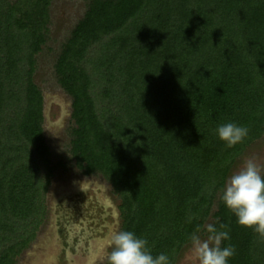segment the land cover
<instances>
[{
	"label": "trees",
	"instance_id": "obj_1",
	"mask_svg": "<svg viewBox=\"0 0 264 264\" xmlns=\"http://www.w3.org/2000/svg\"><path fill=\"white\" fill-rule=\"evenodd\" d=\"M50 1L0 0V264L34 238L54 172L33 80ZM54 68L71 157L118 194L120 230L175 264L211 215L228 225V264H264V238L220 200L264 135V0H89ZM229 122L249 129L233 147L216 134Z\"/></svg>",
	"mask_w": 264,
	"mask_h": 264
},
{
	"label": "rangeland",
	"instance_id": "obj_2",
	"mask_svg": "<svg viewBox=\"0 0 264 264\" xmlns=\"http://www.w3.org/2000/svg\"><path fill=\"white\" fill-rule=\"evenodd\" d=\"M88 2L51 0L48 7L47 39L36 55L33 80L43 96V135L51 150L54 172L42 194L44 213L35 236L15 256L14 264H103L111 250L107 238L113 230H120L118 194L100 174L82 173L71 157V99L59 86L54 68L62 45L83 16ZM251 156L264 165V135L236 159L228 178ZM41 174L44 181V171ZM215 210L216 204L211 213ZM211 220L210 215L205 224ZM199 235L206 237L203 233ZM189 247L190 243L175 264H184Z\"/></svg>",
	"mask_w": 264,
	"mask_h": 264
},
{
	"label": "clouds",
	"instance_id": "obj_3",
	"mask_svg": "<svg viewBox=\"0 0 264 264\" xmlns=\"http://www.w3.org/2000/svg\"><path fill=\"white\" fill-rule=\"evenodd\" d=\"M249 129L229 122L216 129L218 138L228 147L243 141ZM264 165L255 156L247 158L243 166L226 181L220 195L225 207L235 215L237 223L252 229L264 238ZM228 225L207 223L197 227L190 235V247L184 257V264H228L235 254V246L222 247L229 240ZM206 234L202 238L198 233ZM147 240L138 238L132 231L113 230L107 238V264H169V258L161 253L153 256L147 247Z\"/></svg>",
	"mask_w": 264,
	"mask_h": 264
}]
</instances>
